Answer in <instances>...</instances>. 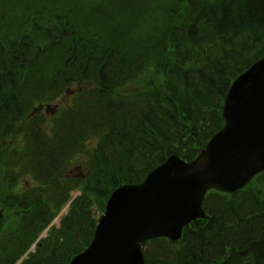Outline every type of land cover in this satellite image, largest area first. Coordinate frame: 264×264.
<instances>
[{
  "label": "trees",
  "instance_id": "16d2710c",
  "mask_svg": "<svg viewBox=\"0 0 264 264\" xmlns=\"http://www.w3.org/2000/svg\"><path fill=\"white\" fill-rule=\"evenodd\" d=\"M262 56L264 0H0V264L22 259L79 189L20 262L69 264L115 188L197 156ZM66 90L50 116L37 111ZM209 197L180 240L144 243L145 264H264V171Z\"/></svg>",
  "mask_w": 264,
  "mask_h": 264
},
{
  "label": "water",
  "instance_id": "95a60500",
  "mask_svg": "<svg viewBox=\"0 0 264 264\" xmlns=\"http://www.w3.org/2000/svg\"><path fill=\"white\" fill-rule=\"evenodd\" d=\"M223 115L224 127L194 161L173 154L143 182L114 190L94 239L70 264H145L142 243L177 240L192 220L207 217L208 190L235 191L264 170V57L234 81Z\"/></svg>",
  "mask_w": 264,
  "mask_h": 264
},
{
  "label": "rangeland",
  "instance_id": "374dc122",
  "mask_svg": "<svg viewBox=\"0 0 264 264\" xmlns=\"http://www.w3.org/2000/svg\"><path fill=\"white\" fill-rule=\"evenodd\" d=\"M51 77H52V76H50V77H45V78L42 79V80H37V83H40V84H41V85H39L38 88H41V89H48V87H49V81H50ZM41 107H44V106L41 105ZM51 107H53V105H52ZM40 109H42V108H40ZM43 110H44V108H43ZM91 145H92V144H91ZM91 145H89V147H92ZM80 170H81V168L79 169V171H80ZM25 180H26V179H25ZM24 183H25V182H24ZM25 184H26V183H25ZM75 193H77V192H75ZM210 194H211V193H210ZM210 194L208 195L207 198H213V197H209ZM207 198H206V200H205V205H208Z\"/></svg>",
  "mask_w": 264,
  "mask_h": 264
},
{
  "label": "bare ground",
  "instance_id": "6f19581e",
  "mask_svg": "<svg viewBox=\"0 0 264 264\" xmlns=\"http://www.w3.org/2000/svg\"><path fill=\"white\" fill-rule=\"evenodd\" d=\"M170 173L173 174V175H175L173 171H170ZM150 207H151V206H149V208H150Z\"/></svg>",
  "mask_w": 264,
  "mask_h": 264
}]
</instances>
